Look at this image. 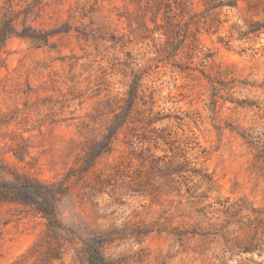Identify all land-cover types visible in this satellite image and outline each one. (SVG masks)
Returning <instances> with one entry per match:
<instances>
[{
    "label": "rangeland",
    "instance_id": "obj_1",
    "mask_svg": "<svg viewBox=\"0 0 264 264\" xmlns=\"http://www.w3.org/2000/svg\"><path fill=\"white\" fill-rule=\"evenodd\" d=\"M164 1L0 0V185L62 190L53 224L0 201V264H90L93 240L108 264H264V173L240 136L264 117L229 101L264 99V0H169L178 26Z\"/></svg>",
    "mask_w": 264,
    "mask_h": 264
},
{
    "label": "trees",
    "instance_id": "obj_2",
    "mask_svg": "<svg viewBox=\"0 0 264 264\" xmlns=\"http://www.w3.org/2000/svg\"><path fill=\"white\" fill-rule=\"evenodd\" d=\"M179 6L180 13L184 10V5L182 3H177ZM164 7V18L166 19L167 23L178 26L179 23L175 22L172 23L171 19L175 16V13L172 14L173 5L169 0H165L162 4ZM161 6V7H162ZM175 6V7H177ZM187 24L188 22L183 23V32L184 35L182 38H178L181 34L179 29H165L162 33L166 35L167 40L166 43L170 48L164 49V57L169 58L170 56L174 55L183 42L185 38V32L187 33ZM8 27V23L6 26ZM259 26L251 27L248 32H254L258 30ZM12 32H9L11 34ZM7 34H0V41L6 39L9 35ZM177 65V64H176ZM179 67V65H177ZM141 76H138L136 73L132 74L131 81L128 85V89L126 92V96L124 98V103L120 106L121 110L119 113L115 115L116 118L119 117V121L115 122V126H111L109 128V134L105 137V142L101 146L99 151H95L93 153H89L86 155L85 164L90 166L93 164L95 157L104 151H107L111 147L112 138L114 133L116 132V126L122 124L128 117L137 94L141 87ZM211 83L212 88V99L211 101L215 103V96L219 93V85H225L222 80H209ZM229 101L233 103H237L240 106H245L248 108H255L256 112L259 114L260 117H264V99L262 101H255V100H238L229 98ZM240 136L246 143L248 147L254 150V157L257 162H259L260 168L263 170L264 173V132L255 131L254 129H243L240 132ZM13 175L12 180L5 182V184L0 185V201H13L18 203H25V204H33L35 209L42 212L46 215L49 222L56 223V214L54 208V199L62 190H55L53 188V184L42 183L38 180L26 176H22L16 172H11ZM48 199L47 201L40 203L37 199ZM51 200V201H50ZM87 246V253H88V260L90 264H108L107 261L102 256L99 248H98V241L93 240L91 243H86Z\"/></svg>",
    "mask_w": 264,
    "mask_h": 264
}]
</instances>
